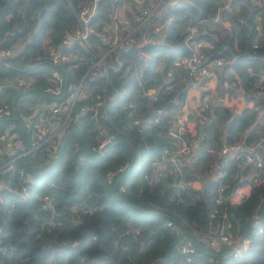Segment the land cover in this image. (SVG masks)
I'll use <instances>...</instances> for the list:
<instances>
[{"label": "trees", "instance_id": "trees-1", "mask_svg": "<svg viewBox=\"0 0 264 264\" xmlns=\"http://www.w3.org/2000/svg\"><path fill=\"white\" fill-rule=\"evenodd\" d=\"M93 1L0 0V49L17 48L14 56L0 59V106L7 104L11 112L0 119V133L12 125L30 145L32 128L24 117H31L30 122L38 117L31 107L59 102L67 85L83 79L90 92L73 105L75 119L62 136L75 127L81 140L70 136L47 174L31 172L32 167L42 173L53 163L55 157L50 159L44 148L29 157L4 155V160L15 158L0 173V264H219L209 254L221 257L223 264H264V0H232L226 9V0H176L165 6L166 0L136 30L138 42L131 46L140 49L123 52L130 46L111 51L107 42L111 17L126 0H97L87 24L88 48L65 47L70 60L53 67L44 39L61 44L81 26V7ZM155 2L149 0L145 7L152 9ZM259 11L261 19L255 23ZM128 18L126 32L137 28L129 13ZM224 20L230 26L223 43L208 26ZM193 29L190 39L203 43L200 52L227 59L233 71L229 81L235 76L255 107L234 112L218 106L206 113V121L196 123L198 145L191 146L181 177L192 184L200 180V189L192 184L179 188L176 178L152 174L151 167L164 149L173 147L168 129L190 85L179 79L185 73L173 62L191 54L186 41ZM99 57L103 62L92 68ZM51 70L63 76L59 96L47 91ZM20 79L28 82L18 87ZM97 95L105 99L106 119L92 118L89 108ZM99 129L113 136L102 155L92 151ZM226 144H239L245 154L260 158L263 167L222 157L219 151ZM130 150L136 160L128 172ZM247 169L253 171L251 177ZM245 185L251 187L249 194L231 202L236 189ZM220 188L223 200L216 204ZM45 197L51 198V207ZM221 232L234 241L249 240V249L237 258L227 246L214 249L210 238ZM186 243L192 252L181 251Z\"/></svg>", "mask_w": 264, "mask_h": 264}, {"label": "built area", "instance_id": "built-area-1", "mask_svg": "<svg viewBox=\"0 0 264 264\" xmlns=\"http://www.w3.org/2000/svg\"><path fill=\"white\" fill-rule=\"evenodd\" d=\"M137 5L140 6L141 10L139 14L135 16V22L137 28L126 32L130 20L124 16H121L118 10L114 11L111 17V25L108 28L109 35L111 39L108 40V45L110 50L127 48L135 43H137V38L135 37L136 30L144 25L150 15L154 10L164 3V0H155V5L152 9L145 7V4L149 0H134ZM232 0H226L225 8H228L229 3ZM259 2V0H254ZM96 2L84 5L81 7L79 13L77 14V19L80 22V27L75 29L71 34L66 35L61 44L53 46L49 43V39L45 38L42 47L51 62L53 67L62 65L70 60V56L64 54L63 49L65 47H70L73 44H78L83 48H88V36L90 34V29L87 28V24L92 16L95 14ZM260 4V3H259ZM261 12L255 16V23H259L261 19ZM217 20V18H216ZM125 31V32H124ZM196 32L193 29L186 41V46L190 49L191 54L189 56L176 58L173 65L180 71L184 72L186 77L190 80H195L202 83L203 90L206 91L203 96L204 102L200 104L197 117L195 119L196 123H203L207 120L206 113L208 112V93L207 90L210 87L209 78L212 74L219 71L224 67V60L221 58H208L203 52H200L203 46L202 42H198L190 39ZM17 54L16 47H8L0 49V59L12 57ZM103 62V57H99L93 64L92 68L98 66ZM27 79H20L17 82V86L21 87L26 85ZM48 92L53 95L59 96L62 94V84L63 76L58 70H51L48 75ZM66 93L62 95V99L58 101H53L50 104H39L31 107L32 114H38V117L33 122H30L29 117H24V121L29 123L32 128V133L30 136V145L28 144V149H25L24 138L14 130V126H8L3 132L0 133V173L10 169L12 167V161L15 158H10L9 160H4V155L16 154L20 152L17 157L30 156L32 152L40 148H44L47 153H49V158L54 159L59 148H61V143L63 142V133L68 122L74 118L71 115L72 107L78 100H85L89 97V90L87 89V84L84 79L80 81L78 85L71 86L67 85L65 88ZM202 100V101H203ZM105 99L100 98L99 95L96 96V100L93 105L89 108L92 118L97 120L100 116L106 119V115L102 114L105 110ZM11 115L9 106L7 104H2L0 106V119L8 117ZM187 116L182 111V108L177 112L174 117V121L170 128L168 129V136L173 140V147L166 148L163 150L161 156L155 159L151 163L152 174H157L158 172H163L166 175L173 176L178 180V186L183 187L185 185L192 184L191 182H185L181 177L183 172V165L186 162V156L191 151V146L196 147L198 145V139L195 135H191V140H187ZM100 137L97 140L95 146L92 147V151L98 155H102L107 146L112 142L113 136L109 135L103 129H99ZM264 142V141H263ZM260 147L264 150V144ZM219 155L227 156L232 155L240 164H252L255 167H263V161L260 158H253L243 152L242 147L239 144H226L220 151ZM127 168L124 165L119 168V172H123ZM20 175L24 174V170L19 171ZM110 175L108 176V178ZM253 181L255 184L260 183L259 177H254ZM3 186L2 179L0 178V189ZM222 188L218 191V196L215 199L216 204L222 202L221 196ZM44 202L47 207H51V198L45 197ZM225 214L221 215L225 218ZM264 224V219L262 220ZM260 222H255L254 227L259 226ZM224 226L222 227V229ZM210 246L214 249H218L221 246H227L229 248V254L237 258L246 252L250 243L249 240L234 241L229 234L221 232L219 235L210 238ZM190 244L186 243L182 245V252H192L189 248Z\"/></svg>", "mask_w": 264, "mask_h": 264}, {"label": "crops", "instance_id": "crops-1", "mask_svg": "<svg viewBox=\"0 0 264 264\" xmlns=\"http://www.w3.org/2000/svg\"><path fill=\"white\" fill-rule=\"evenodd\" d=\"M166 1V0H164ZM176 2V0H169L168 3L165 4V6H168L170 2ZM124 5L121 7V9H118L119 13L123 15L124 17L128 18V13L132 15L133 18H135L137 12L140 11V6L135 3L134 0H126L124 1ZM224 9H226L224 7ZM127 15V16H126ZM219 18V15L217 16ZM129 19V18H128ZM219 20V19H218ZM230 24L226 22L225 20L223 22H218L217 25H211L208 26L209 30L216 31L217 35L220 33V28H229ZM224 39H227L228 35L227 33L224 35ZM223 38H221L222 42L224 43ZM225 68V69H224ZM233 75V71L230 67H223L219 71L212 74L209 78V84L210 87L207 90L208 93V105L209 109L208 112L211 114V112L218 106L227 107L230 110L234 112H239L241 109L247 107L249 109H254L252 101L247 100L244 97V94L242 90L238 88V86L235 84L236 81L233 79L235 76L229 81L230 76ZM179 79L181 81H188L189 87L186 91V99L184 105L181 107L184 114L187 116V130L190 135H196V125H195V119L198 114L199 106L203 100V96L205 95V92L202 87V83L190 80L188 79L184 74H179ZM234 85V86H233ZM231 87V88H230ZM232 88H234V91L232 92ZM230 91H229V90ZM255 110V109H254ZM75 119V117H74ZM248 176L251 177L253 175V171L250 169H247ZM193 188L200 189L202 187V182L200 180H195L192 184ZM250 185H245L243 187L237 188L236 192L233 196H231L230 201L239 203L245 198L249 192H250Z\"/></svg>", "mask_w": 264, "mask_h": 264}, {"label": "water", "instance_id": "water-1", "mask_svg": "<svg viewBox=\"0 0 264 264\" xmlns=\"http://www.w3.org/2000/svg\"><path fill=\"white\" fill-rule=\"evenodd\" d=\"M95 13H96V10H95ZM92 18H93V16H92ZM131 49L139 50L140 48H139V47H136V46H130V47H128L127 49H121V52H123V51H129V50H131ZM14 120L20 124V121H19L17 118L14 117ZM70 136H77V137L81 140V136H80V133H79V131L77 130V128H75V127H74V128H71V129L67 132V134L65 135V138L63 139V142L61 143V148H60V150H59L57 156L55 157L53 163H52V164H51V165H50L45 171H43L42 173H36V172L34 171V169L31 167L32 176L41 175V174L45 175V174H47V173L49 172V170H50L53 166L56 165V163H57V161H58V159H59V157H60V155H61V152H62L63 146H64V144H65V141H66ZM225 136H226V135H225ZM225 136H224V137H225ZM119 143H123V144H125V145L127 146V142H126V140H121V141H119ZM263 144H264V142H261V145H263ZM24 146H25V149H28V143H27V140H26L25 138H24ZM130 156H131V164H130V167H129V169H128V172L131 171V170L133 169V166H134V163H135V160H136V156H135V154H134L131 150H130ZM28 157H29V156H28ZM74 157H76V154L74 155ZM220 161H221V160H220ZM116 188H117V184H116V186H115V189H116ZM190 238H191V240L194 242V239L192 238V236H190ZM209 255H210L211 257L217 259L218 262H219V264H223V260H222L221 257H219V256H217V255H214V254H209Z\"/></svg>", "mask_w": 264, "mask_h": 264}, {"label": "rangeland", "instance_id": "rangeland-1", "mask_svg": "<svg viewBox=\"0 0 264 264\" xmlns=\"http://www.w3.org/2000/svg\"><path fill=\"white\" fill-rule=\"evenodd\" d=\"M120 14H121V13H120ZM123 15H125V14L123 13ZM123 15H121V16H123ZM126 16H127V15H126ZM228 29H229V28H220V27H219V31H220L221 34L218 33V35H217L218 38H220V39L223 38V39H224V38H225L224 35H225L226 33H227V35H228ZM224 41L227 42V39H224ZM224 66H225L226 68L229 67V61H227V59H226V60L224 59ZM224 69H225V68H224ZM13 84H16V81H15V80H14V83H13ZM233 86H234V85H233ZM230 88H231V87H230ZM237 89H239V88H237ZM228 90H229V89H228ZM229 91H230V90H229ZM233 91H234V88H232V92H233ZM203 102H204V100L202 101V103H203Z\"/></svg>", "mask_w": 264, "mask_h": 264}]
</instances>
